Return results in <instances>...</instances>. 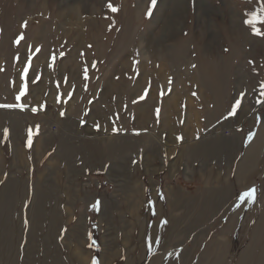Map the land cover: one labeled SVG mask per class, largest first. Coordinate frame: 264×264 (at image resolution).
<instances>
[{"label": "rangeland", "instance_id": "1", "mask_svg": "<svg viewBox=\"0 0 264 264\" xmlns=\"http://www.w3.org/2000/svg\"><path fill=\"white\" fill-rule=\"evenodd\" d=\"M201 1L156 0L149 17L151 0H0V264H107L108 249L120 256L111 264H124L130 246L134 264H199L215 241L227 252L222 264H264V35L245 23L264 0ZM178 49L183 59L169 56ZM216 138L221 153L201 156ZM250 148L262 151L240 183ZM225 179L230 196L213 203L220 209L207 216L203 241L193 242L201 227L188 216L180 226L187 235L169 243L167 191L193 196L185 198L192 209L206 180ZM252 188L255 201H241ZM186 208L172 211L173 222ZM180 248L189 251L184 260Z\"/></svg>", "mask_w": 264, "mask_h": 264}, {"label": "bare ground", "instance_id": "2", "mask_svg": "<svg viewBox=\"0 0 264 264\" xmlns=\"http://www.w3.org/2000/svg\"><path fill=\"white\" fill-rule=\"evenodd\" d=\"M43 1V0H42ZM202 1L201 0H199V4L201 3ZM174 8V7H173ZM71 13H72V10H71ZM200 15V14H199ZM74 16H78L77 14H75ZM58 17H59V19L61 18L62 20L65 18V16L63 15V14H60L59 13V15H58ZM203 17H205V16H203ZM58 19V20H59ZM60 19V20H61ZM165 23H167V22H165ZM56 26V25H55ZM55 29H56V27H54ZM165 29H166V27H165ZM57 30V29H56ZM134 40V39H133ZM182 42V41H181ZM167 49H168V47H167ZM164 51V55L165 56H168V54H167V50H163ZM171 53H170V55L169 56H174V58H176V59H178V58H181V59H183V57L185 56V53L182 51V50H180V49H178L177 51H171V50H169ZM148 80V79H147ZM137 88H138V86H137ZM176 97V96H175ZM154 98V97H153ZM155 99V98H154ZM151 103V102H150ZM152 103H154V102H152ZM152 106V105H151ZM148 106H146V107H142L141 109H139V110H137V113H138V115L140 116V119H142L144 116H143V114H144V112L146 111V108H147ZM168 107H169V105H168ZM150 108V107H149ZM148 108V109H149ZM158 108V107H157ZM170 108V107H169ZM149 111V110H148ZM147 111V112H148ZM169 112V111H168ZM136 113V114H137ZM152 113H153V111H152ZM167 116H169V115H167ZM142 117V118H141ZM147 118H150V116H147ZM167 117H165V119H166ZM145 120H146V118H145ZM139 122H141V125H142V123H144V119L143 120H140ZM166 125H165V127H167V126H171V123L170 122H167L166 120H165V122H164ZM163 125V124H162ZM172 127V126H171ZM168 128V127H167ZM169 129H171V128H169ZM152 136H153V133L151 134ZM170 135H172V133L170 134ZM169 135V136H170ZM219 137V136H218ZM217 137V138H218ZM260 137V136H259ZM217 138L216 139H212V140H209V142H206V144L207 145H209L208 146V148L206 149V151H205V149L204 148H202V149H199V153L201 154V156H206L207 158H210L211 156H217V153L218 152H220V150H221V148L219 147L220 146V144H218V145H216L217 143H218V141H219V139H218V141H217ZM222 141H223V139H222ZM226 141V140H225ZM224 141V143H226ZM227 142H229L228 140H227ZM232 142V141H231ZM230 142V143H231ZM263 142V141H262ZM223 143V142H222ZM235 142H233V144H234ZM215 145L216 146H218V147H215ZM223 145V144H222ZM226 145V144H225ZM235 145V144H234ZM255 145V144H254ZM253 145V146H254ZM261 145V144H260ZM68 146H70V145H68ZM97 146H98V144H97ZM224 146V145H223ZM227 146H228V144H227ZM230 146H232V145H230ZM258 146V145H257ZM62 147L63 148H66L67 146H66V144H63L62 145ZM226 147V146H225ZM229 147V146H228ZM227 147V148H228ZM100 148V147H99ZM159 148V147H158ZM223 148V147H222ZM232 148V147H231ZM225 149V148H224ZM229 149L230 148H228V151H229ZM71 150H73V148L71 149ZM111 152H110V154H114L115 152H117L118 150H119V147H117V146H113V147H111ZM254 149L253 148H250L247 152H246V156H245V163H243V165L241 166V168H240V174H239V176H238V180L237 181H239L240 183H242V180H241V178L243 179V178H245V175H242V173H245V168H246V165L247 164H249L251 161H253V160H256L257 159V157L259 156V154H260V150H261V148H257V150H255V151H253ZM74 151V150H73ZM225 150H223V152H224ZM230 151H231V149H230ZM262 151V150H261ZM221 153V152H220ZM224 155V154H223ZM103 160L106 162L107 160H109V154L107 153L104 157H103ZM152 162V159L151 158H149V159H147V162H146V164H149L150 165V163ZM244 176V177H243ZM237 178V177H236ZM134 181H135V184H134V187H135V190L136 191H138V193H139V191H140V189H139V185L140 184H138L137 182H136V180L134 179ZM238 183V182H237ZM239 184V183H238ZM230 185H229V183H228V180L227 179H225L224 181H221L220 183H218L217 185L215 184V185H212V183L209 181V180H206V186H205V188L204 187H200L199 188V192H197L198 193V195L196 194L195 196H196V198H194V201L193 202H195V205L194 204H192L193 202H191V204L192 205H194L193 206V208L192 209H190L189 207V205L190 204H187V198H189V197H192L191 199H193V196H189V197H185V195H183V191H180V189L179 188H171L169 191H167L168 193H167V195H168V197H167V199H168V216H169V219H168V223L165 225V227H164V232H166V229H168L167 230V232L168 233H172L170 236H169V238H167L168 239V242L170 243H180L179 242V240H182V238H184V236H186L187 235V233L188 232H186L185 233V231H183L182 230V227H180L182 224H183V222L181 221L182 219H184V218H186V217H188V216H190V217H193V219L191 220V222H192V224H195V225H197V226H199V227H201L200 228V230H199V234L198 235H196V237H198V238H195V240L193 241V242H197V240H199L200 238H201V236H203L204 234L206 235V229H203L204 228V225L206 224L205 223V221L207 220V216L208 215H210V216H212L211 214H216V211L217 210H215V209H218V211H219V209H220V206H218V204L216 203V204H213L215 201H222L221 202V204H226L227 203V201H228V198H229V196H230V191H231V189H230V187H229ZM232 186V185H231ZM242 186V184L240 185V187ZM243 189H244V187H243ZM186 198V199H185ZM188 201H189V199H188ZM247 201V200H246ZM189 203V202H188ZM229 203V202H228ZM244 204V203H243ZM242 204V205H243ZM132 205H133V207L135 208V209H137V210H139V208H141L142 209V212H144L145 211V209H143L142 208V206L140 207V200L139 201H136L135 199H133V201H132ZM232 205V204H231ZM223 206V205H222ZM185 207H187L186 209V211L184 212V214H179L178 215V218L176 219V221L175 222H173V219H172V211L173 210H177V209H184ZM229 208V207H228ZM237 211V209L234 211V212H236ZM264 211V210H263ZM157 217H159L161 214H162V207L160 206H158L157 207ZM240 213V212H239ZM238 213V214H239ZM233 214V213H232ZM236 214V213H235ZM238 214H236V216L238 215ZM263 215H264V213H263ZM38 216V215H37ZM45 216V215H44ZM168 216H167V218H168ZM234 216L235 215H233L232 217L234 218ZM261 216H262V214H261ZM135 217H140V218H137V219H134L133 220V222H134V225H135V220H136V225L135 226H138V227H140V234L138 235V237H139V240L141 241V240H143L142 239V237H143V235H144V232H145V219L144 218H141V214L140 213H138ZM231 217V216H230ZM210 219V218H209ZM231 219L232 218H230V220L229 221H231ZM210 220H212V219H210ZM233 220V219H232ZM157 222V221H156ZM159 222V221H158ZM190 222V221H189ZM207 222V221H206ZM202 223H204L202 226H200ZM155 224V223H154ZM260 224V223H259ZM156 225V224H155ZM166 226H167V228H166ZM227 226H230V225H227ZM232 226H233V224H232ZM231 226V227H232ZM242 226V225H241ZM259 226V225H258ZM258 226L256 225L255 226V229H253L252 231H251V235H250V240H251V243L253 244L254 242H256L255 241V239H256V237H257V234H259L258 233ZM230 227V228H231ZM243 227H245V226H243ZM264 227V226H263ZM196 228H198V227H196ZM195 228V229H196ZM228 228V227H227ZM246 228V227H245ZM155 229V228H154ZM229 229V228H228ZM227 229V230H228ZM232 229H233V227H232ZM242 229V228H241ZM225 230H226V228H225ZM224 230V231H225ZM230 230V229H229ZM232 231V230H231ZM261 231V230H260ZM194 232V231H193ZM227 232H229V231H227ZM223 233V232H222ZM225 233V232H224ZM262 233H263V230H262ZM192 234V233H191ZM248 234H250V233H248ZM204 235V236H205ZM203 236V237H204ZM249 236V235H248ZM259 236V235H258ZM189 237V236H188ZM223 237H226V236H223L222 235V239H223ZM166 239V238H165ZM166 239V240H167ZM188 238H186L185 239V241L187 240ZM192 239H194V237L192 238ZM225 240H228V238H224ZM260 239H261V236H260ZM262 239H263V235H262ZM165 240V241H166ZM189 240V239H188ZM218 240V239H217ZM264 240V239H263ZM79 241V240H78ZM163 241V240H162ZM200 241L202 242L203 241V238H202V240L200 239ZM257 241H258V239H257ZM261 240H259V242H260ZM164 242V241H163ZM182 242V241H181ZM184 242V241H183ZM189 242V241H188ZM187 242V243H188ZM192 242V243H193ZM215 242H217V241H215ZM214 242V244L213 243H211V244H209L208 243V245L206 246V248H204V250H203V252H202V254L200 255L201 256V260H200V263L199 264H222L223 262H221V260L222 259H224L225 260V253H227V252H225V251H222V248L220 249V246H217L218 245V243H219V241H218V243L216 244ZM162 243V242H161ZM160 243V244H161ZM168 243V244H169ZM191 242H190V244H192ZM199 243V242H198ZM197 243V244H198ZM221 243V245H222V242H220ZM219 243V244H220ZM226 243H227V241H226ZM229 243V242H228ZM163 244V243H162ZM167 243H165V245H166ZM203 244V243H202ZM249 244V243H248ZM257 244H259V243H257ZM171 245V244H170ZM173 245V244H172ZM176 245V244H175ZM180 245H182V244H180ZM179 245V246H180ZM184 245V244H183ZM182 245V246H183ZM142 246V245H141ZM144 246V245H143ZM163 246V245H162ZM174 246V245H173ZM177 247H178V245H176ZM254 246H255V244H254ZM254 246H251L253 249H254ZM262 246V245H261ZM172 247V246H171ZM181 247V246H180ZM248 247V246H247ZM246 247V248H247ZM250 247V246H249ZM257 247V246H256ZM259 247V246H258ZM145 248V247H144ZM163 248H165V247H163ZM167 248H168V245H167ZM170 248V247H169ZM184 248H186V246L184 247ZM188 248V247H187ZM193 248V247H192ZM262 248H263V246H262ZM261 248V251H263L264 249H262ZM139 249H141V247H139ZM181 250H182V248H180ZM191 248H189V250H190ZM225 249H227V248H225ZM229 249V248H228ZM256 249V248H255ZM74 256H75V258H80L79 257V254H81V246H80V244L79 243H77V241L75 240L74 241ZM137 249H135L134 247H127V260H126V262L124 263V264H134V262L132 263V261H135L134 260V258H136L133 254H134V252L136 251ZM145 251V249H142L141 251V253H140V256H139V258L140 259H142V257L144 256V251ZM246 250H250L249 248L248 249H246ZM179 251V250H178ZM196 251H197V249H196ZM228 251V250H227ZM251 251V250H250ZM110 252V253H109ZM167 252V251H166ZM174 252V251H173ZM185 252H186V254L188 255L189 254V251H187V249H183L182 250V252H181V254H179V255H181V259H185ZM192 252V251H191ZM222 252H225L224 254L222 253ZM232 252V251H231ZM254 252H255V250H254ZM258 252V251H257ZM118 253H120V252H118ZM160 253V252H159ZM164 253V252H163ZM162 253V254H163ZM178 253V252H177ZM180 253V252H179ZM245 253H246V251H245ZM245 253L243 252L242 254H244V256H245ZM191 254V253H190ZM231 254V253H230ZM261 253H259L258 255H260ZM262 254H264V253H262ZM159 255V254H158ZM178 255V254H177ZM178 255V256H179ZM186 255V256H187ZM224 255V256H223ZM247 255V258L249 259V257H248V255L250 256V255H252V254H246ZM132 256L134 257V258H132ZM154 256V255H153ZM156 256V255H155ZM173 256V255H172ZM171 256V257H172ZM257 256V255H256ZM264 255H262V259L264 260V257H263ZM117 257H120V256H118V254H117V251H115V252H113L112 254H111V249H108L107 250V253H106V257H105V259H106V263L107 264H111L109 261H113V263H116V261L118 260V258ZM161 257H163V256H161ZM160 257V258H161ZM170 257V259H172ZM189 257H190V255H189ZM261 257V256H260ZM151 258H153V257H151ZM156 258V257H155ZM133 259V260H132ZM158 259V258H157ZM157 259H154V260H152V261H150V263L151 264H154V261L155 260H157ZM175 259H176V257L175 258H173V260H174V263H176V261H175ZM186 259H189V258H186ZM200 259V258H199ZM235 259V258H234ZM237 259V258H236ZM241 259H244V257L242 258V256H241ZM82 260H84V259H82ZM159 260V259H158ZM169 260V259H168ZM173 260H172V262H173ZM262 260V261H263ZM140 261V260H139ZM160 261H161V259H160ZM226 261H227V259H226ZM232 261V260H231ZM240 261V260H239ZM246 261H248V260H246ZM250 263H251V258H250ZM259 261H261V260H259ZM137 262V261H136ZM166 262V261H165ZM199 262V261H198ZM228 262V261H227ZM264 262V261H263ZM156 264H158L159 263V261H158V263L157 262H155ZM169 263V262H168ZM180 263H182V260L180 261ZM187 263H188V261H187ZM242 263V262H241ZM241 263H237V264H241ZM249 263V264H250ZM255 263V262H254ZM164 264V263H163ZM165 264H167V263H165ZM177 264V263H176ZM179 264V263H178ZM225 264V263H224ZM227 264V263H226ZM242 264H245L244 262L242 263ZM256 264V263H255Z\"/></svg>", "mask_w": 264, "mask_h": 264}, {"label": "snow or ice", "instance_id": "3", "mask_svg": "<svg viewBox=\"0 0 264 264\" xmlns=\"http://www.w3.org/2000/svg\"><path fill=\"white\" fill-rule=\"evenodd\" d=\"M156 5V0H151V6H150V9L147 13V15L149 17H151L152 15V11L151 9L154 8ZM107 7L112 11V12H117L119 9L114 7L111 3H109L107 5ZM246 16L248 17V19L245 21V23L248 24V26L252 29L253 33L256 34V35H264V32H261L258 25L260 24H264V3H262L261 7L257 10V11H254V12H249V13H246ZM26 26V25H25ZM24 37L23 35L20 36L19 40L16 41L17 44L20 43L21 40H23ZM90 47V46H89ZM36 51H39V49H36ZM55 60V57H53V61ZM31 63V61L29 60V64ZM94 67V65H93ZM195 67V66H194ZM27 68L24 70V74L25 76L27 75ZM83 74H84V79L87 80L88 79V69L87 68H84L83 70ZM34 80H38L39 77H34L33 78ZM28 92V85L27 83L25 82L23 88L21 89L20 91V96L17 97V99H20L21 96H24L26 95ZM147 93H145L146 95ZM144 97H141V99H143ZM241 105V100L240 99H237L236 102H235V105L233 106V108L230 110L229 112V115L230 116H233L236 114V111L237 109L240 107ZM8 107H14V105H9ZM21 108H23L24 106L23 105H20ZM33 111H35V109H33ZM159 113V110H157V114ZM61 115H64V113H61ZM96 128L97 130H99V125H96ZM32 132L30 130L29 132V138H28V146L29 148L31 147L32 145ZM179 139H183L182 137H180ZM255 194H256V189L255 188H252L250 189L249 191H246L242 194V196L240 197L241 201L247 199L249 201H255ZM98 209L99 207V202H97V204L94 206ZM164 223L166 224L167 221H164ZM95 245V241H93V245H90L91 246H94ZM93 264H98V261H96L94 259L93 261Z\"/></svg>", "mask_w": 264, "mask_h": 264}]
</instances>
